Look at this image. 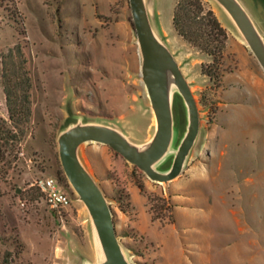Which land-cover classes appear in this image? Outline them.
<instances>
[{
  "label": "rangeland",
  "instance_id": "rangeland-1",
  "mask_svg": "<svg viewBox=\"0 0 264 264\" xmlns=\"http://www.w3.org/2000/svg\"><path fill=\"white\" fill-rule=\"evenodd\" d=\"M142 1L157 41L193 92L197 138L169 182L152 180L100 142L81 143L77 159L111 207L128 264H264V70L220 0H201L227 35L212 79L203 65L213 57L174 28L178 0ZM236 1L264 49V0ZM142 67L130 0H0V264H107L92 215L64 173L59 141L76 126L100 125L149 149L158 126ZM162 75L172 139L153 167L167 173L190 112L165 60ZM26 80L31 116L11 120L5 87L20 107ZM208 153L209 179L182 187L206 167ZM49 176L71 198L61 212L34 185ZM185 190L197 207L180 210L171 223V195Z\"/></svg>",
  "mask_w": 264,
  "mask_h": 264
},
{
  "label": "water",
  "instance_id": "water-1",
  "mask_svg": "<svg viewBox=\"0 0 264 264\" xmlns=\"http://www.w3.org/2000/svg\"><path fill=\"white\" fill-rule=\"evenodd\" d=\"M220 1L242 30L250 49L264 70V49L243 7L236 0ZM130 4L136 34L143 53L142 76L157 118V135L153 145L147 150L139 151L115 130L100 125L76 126L65 132L59 141L60 160L64 173L92 215L106 254L107 264L128 263L118 240L111 207L101 189L77 159V147L81 143L90 141L106 144L127 161L144 171L152 180L169 182L181 173L184 161L197 138L200 127L199 110L190 85L174 56L157 41L143 1L130 0ZM163 60L169 64L190 112L188 133L179 147L171 170L167 173H159L153 168V164L168 151L172 139L171 109L162 75Z\"/></svg>",
  "mask_w": 264,
  "mask_h": 264
},
{
  "label": "trees",
  "instance_id": "trees-1",
  "mask_svg": "<svg viewBox=\"0 0 264 264\" xmlns=\"http://www.w3.org/2000/svg\"><path fill=\"white\" fill-rule=\"evenodd\" d=\"M173 25L177 33L191 45L202 47L203 51L213 57V63L203 65L205 75L213 78L212 68L218 70L223 59V52L226 46L227 35L218 19L210 10H205L201 0H178L173 10ZM214 33L215 39L206 40V36ZM27 81V80H26ZM27 90L23 96L22 105L17 104V97L7 86L5 94L9 117L15 120V117L22 113L29 120L31 116L30 95L28 91L29 82L27 81Z\"/></svg>",
  "mask_w": 264,
  "mask_h": 264
},
{
  "label": "built area",
  "instance_id": "built-area-1",
  "mask_svg": "<svg viewBox=\"0 0 264 264\" xmlns=\"http://www.w3.org/2000/svg\"><path fill=\"white\" fill-rule=\"evenodd\" d=\"M34 185L52 210L61 212L71 204L69 194L61 187L57 178L51 176L39 178ZM20 204L24 207L26 202L20 200Z\"/></svg>",
  "mask_w": 264,
  "mask_h": 264
},
{
  "label": "crops",
  "instance_id": "crops-1",
  "mask_svg": "<svg viewBox=\"0 0 264 264\" xmlns=\"http://www.w3.org/2000/svg\"><path fill=\"white\" fill-rule=\"evenodd\" d=\"M212 157H213V155L211 153H208L209 161H208V164H206V167L204 169L199 168V170L194 172L195 177H192V179L188 180L187 182L183 181L181 183L182 187H188V189H189L192 186L193 181H197V182L202 181L203 182V181L208 180L209 174H210L209 165H210V161H211ZM249 181L250 180L246 179L245 182H249ZM176 186H178V185H176ZM176 188L177 187H173V190H176ZM171 198L175 203V215H174V220L171 223L176 222V219H177V216H178L180 210L183 209L185 211V209H192V208L197 207V205L192 203V197H191V194L188 190H185V192L182 194L172 193Z\"/></svg>",
  "mask_w": 264,
  "mask_h": 264
},
{
  "label": "flooded vegetation",
  "instance_id": "flooded-vegetation-1",
  "mask_svg": "<svg viewBox=\"0 0 264 264\" xmlns=\"http://www.w3.org/2000/svg\"><path fill=\"white\" fill-rule=\"evenodd\" d=\"M157 162H158V161H157ZM155 163H156V162H155ZM155 163H154V164H155ZM154 164H153V166H154ZM153 168H154V167H153ZM170 170H171V169H168L167 172H169ZM157 172H158V171H157Z\"/></svg>",
  "mask_w": 264,
  "mask_h": 264
}]
</instances>
